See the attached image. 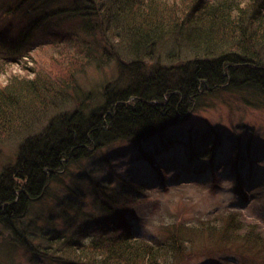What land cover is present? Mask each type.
<instances>
[{
  "label": "trees",
  "instance_id": "16d2710c",
  "mask_svg": "<svg viewBox=\"0 0 264 264\" xmlns=\"http://www.w3.org/2000/svg\"><path fill=\"white\" fill-rule=\"evenodd\" d=\"M63 12L80 23L39 46L41 54L50 51L54 57L41 63L36 78L14 77L0 85V141L80 96L87 98L80 76L89 68L103 69L116 58L118 76L105 85L101 106L89 113L81 107L63 112L39 135L27 137L17 162L0 174V226L14 228L69 164L125 140L137 146L147 165L125 182L133 194L117 193L112 200L106 197L111 187L103 185L107 179L94 181L107 220L93 226L85 218L81 224L73 219L74 234L51 232L53 251L43 256L50 264H181L194 250L232 252V243L241 246L237 264H264V223L242 210L230 206L203 213L189 204L172 211L149 199L152 188L166 184L169 172H185L195 160H208L214 183L207 186L218 187L224 164L218 168L215 158L222 133L214 128L183 132L177 126L204 98L228 96L249 108L264 107V0H78L58 13ZM56 14L47 13L31 31ZM20 45L1 55V74L30 56L33 48ZM28 108L42 115L26 118ZM240 161L230 173L239 186ZM147 171L152 178L142 180ZM138 212L147 220L159 214V236L137 237L134 226L148 223L135 218Z\"/></svg>",
  "mask_w": 264,
  "mask_h": 264
},
{
  "label": "rangeland",
  "instance_id": "374dc122",
  "mask_svg": "<svg viewBox=\"0 0 264 264\" xmlns=\"http://www.w3.org/2000/svg\"><path fill=\"white\" fill-rule=\"evenodd\" d=\"M76 2L78 0H27L23 5V0H0V59L1 55H6V50L21 47L20 44L25 48H33L23 62L11 64L5 73H0L1 87L8 85L14 77L25 80L36 78L41 63L54 57L50 51L41 54L39 46L54 33H67L79 25L80 21L70 19L68 13H58L70 9ZM43 3L45 7H40ZM39 7L38 12L27 14L29 10ZM47 13L58 14L54 18H45L31 31L34 23ZM114 47L115 51L120 49L119 46ZM112 60L105 68L91 67L80 76L82 89L90 93L87 98L80 96L73 103L52 110L49 117L37 122L39 124L14 132L0 141V173L17 162L20 147L27 137L39 135L53 117L74 111L77 107L89 113L105 102L104 87L107 83H113L118 76L117 59ZM200 103L201 107L180 122L177 129L197 132L214 128L222 133V143L215 158L218 168L224 164V170L217 175L218 187L211 189L207 186L214 183L212 172L206 170L208 160H195L192 166H185V172H169L165 185H160L159 189L152 188L150 201H158L162 209L172 211L186 210L182 207L190 204L203 213L232 206L264 223V107L249 108L240 100H232L228 96L204 98ZM40 115L42 113L36 108H28L25 113L26 118L32 120ZM176 148L177 151L182 149L180 146ZM139 157L137 146L122 140L93 150L87 157L69 164L51 182L45 196L32 202L29 212L13 222L14 228L0 226V264H50L43 256L52 254V245L48 240L53 237L51 232L74 234L77 226L72 223L73 219L80 220L81 224L85 218V222L94 223L93 226L96 220L105 222L109 212L100 211L94 181L107 179L103 185L111 187L106 190V197L112 200L117 198V193L127 191L133 194L132 187L125 182L129 184L133 173L147 167ZM240 159L237 165L243 176L241 186L231 179L230 174L235 171L232 164L235 165V161ZM195 165L201 167L199 172L193 169ZM141 178L151 179L152 174L147 171ZM158 215L153 214L149 220L143 212L134 215L136 219L148 222L144 227L141 222L134 226L137 237L150 239L159 236ZM205 244L210 245L208 241ZM232 244L235 246L227 254L224 250L191 251L192 256L181 264H237V251H241V246Z\"/></svg>",
  "mask_w": 264,
  "mask_h": 264
},
{
  "label": "bare ground",
  "instance_id": "6f19581e",
  "mask_svg": "<svg viewBox=\"0 0 264 264\" xmlns=\"http://www.w3.org/2000/svg\"><path fill=\"white\" fill-rule=\"evenodd\" d=\"M2 172V171H1ZM1 174V173H0Z\"/></svg>",
  "mask_w": 264,
  "mask_h": 264
}]
</instances>
